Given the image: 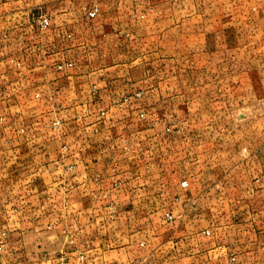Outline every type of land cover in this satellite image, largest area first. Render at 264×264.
<instances>
[{"label":"crops","instance_id":"1","mask_svg":"<svg viewBox=\"0 0 264 264\" xmlns=\"http://www.w3.org/2000/svg\"><path fill=\"white\" fill-rule=\"evenodd\" d=\"M144 2L129 14L59 9L46 27L31 23L24 40L0 46V208L24 214L0 219V264H264V206L250 200L244 217L205 219L216 174L193 168L207 155L190 151L192 122L162 115L163 96L192 79L162 64L188 65L206 40L163 25L167 9ZM263 8L252 0L243 23H257ZM145 63L159 71L139 74ZM239 174L255 187L263 180Z\"/></svg>","mask_w":264,"mask_h":264},{"label":"rangeland","instance_id":"2","mask_svg":"<svg viewBox=\"0 0 264 264\" xmlns=\"http://www.w3.org/2000/svg\"><path fill=\"white\" fill-rule=\"evenodd\" d=\"M159 1L168 13L162 17L163 25L176 23L193 27L195 41L206 40L207 45L204 49L195 48L188 65L162 64V72H188L192 78L180 83L177 95L163 96V118L192 122L188 127L193 137L188 145L190 151L194 156L207 155V159L194 160L193 168L200 171L204 167L210 174H216L208 178L209 215L204 218L239 219L245 216L241 212L246 213L250 200L253 207L264 206V15L257 23H243L248 19L243 10H249L252 0L236 4L234 0H148L147 5L153 6ZM144 5V0H0V46L5 51L12 40L14 43L24 40L25 26L31 23L38 28L46 27L48 24L45 25L43 19H55L59 9L81 11L85 17L86 12L95 16L105 7L129 14L143 9ZM83 16L82 23L87 28L91 23ZM115 38L122 39L120 34ZM135 50L139 54L141 46ZM145 67L159 71L160 65L138 64L139 74ZM169 83L167 81V85ZM173 102L177 111L169 112ZM185 134L186 128L179 126L177 135ZM177 146V156L184 157L187 145L179 143ZM180 166L191 168L185 162ZM247 169L262 174L263 180L256 187L253 179L249 180L251 185L241 180L247 176L240 175L239 171ZM217 174L222 175L223 184L226 182L224 190L216 185ZM242 183L247 184L246 188ZM256 191L255 196H250ZM196 193L200 197L201 192ZM193 207L198 212L195 204ZM22 216L24 214H15L9 208H0V219H21Z\"/></svg>","mask_w":264,"mask_h":264},{"label":"built area","instance_id":"3","mask_svg":"<svg viewBox=\"0 0 264 264\" xmlns=\"http://www.w3.org/2000/svg\"><path fill=\"white\" fill-rule=\"evenodd\" d=\"M43 23H44L45 25H47V24L49 23L48 19H47V18H44V19H43ZM70 65H72V63H71V62H67V63L62 64V65H59V66L62 68L63 66H70ZM182 185H183V186H186V185H187V181H186V180L182 181ZM166 217H167L169 220H172V219L174 218V215H173L172 213H170V212H167V213H166ZM233 258H234V257H232V259H233Z\"/></svg>","mask_w":264,"mask_h":264}]
</instances>
